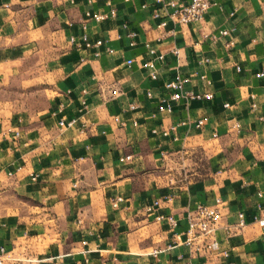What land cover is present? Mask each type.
Listing matches in <instances>:
<instances>
[{
    "label": "crops",
    "instance_id": "obj_1",
    "mask_svg": "<svg viewBox=\"0 0 264 264\" xmlns=\"http://www.w3.org/2000/svg\"><path fill=\"white\" fill-rule=\"evenodd\" d=\"M156 6L0 0L4 264H264V0H214L164 26ZM146 43L163 54L154 79ZM175 76L211 97L158 109ZM216 199L208 237L225 256L187 240V211Z\"/></svg>",
    "mask_w": 264,
    "mask_h": 264
},
{
    "label": "built area",
    "instance_id": "obj_2",
    "mask_svg": "<svg viewBox=\"0 0 264 264\" xmlns=\"http://www.w3.org/2000/svg\"><path fill=\"white\" fill-rule=\"evenodd\" d=\"M157 4L151 11V15L155 18H158L157 25L164 26L166 23V18H170L178 23H187L200 20L203 16V13L208 9V7L214 2V0H185V1H176V0H154ZM111 13L113 14V9H111ZM86 15H90L94 19L98 20L105 16L104 13H92L90 14L88 11L85 12ZM227 33L226 28L218 29L216 33L204 34V36L209 37L210 39H215L220 35H225ZM127 36L132 37L134 35L133 32L128 31L126 33ZM83 44L85 46L93 44H98L100 42L99 39H95L93 42H90L85 33H82L80 36ZM73 40V38H70ZM229 43V42H228ZM147 48V52L151 54V57L145 61V65L148 69V76L151 79L156 77V72L154 68V60H161L163 58V54L161 52H156L155 49L150 46L148 43L145 44ZM176 52V50H173ZM125 62L128 64L130 59H126ZM236 68H238L236 66ZM258 75L264 74V70H261L257 73ZM200 78H204L203 73L199 74ZM186 80V77H178L175 76L171 79H168L162 83L163 88L168 92L165 97H160V102L158 104V109L169 111L171 109V102L178 99L181 95H184L188 98H205L208 99L211 97L212 93L210 91H202V92H194L191 90H184L183 84ZM115 92V90H112ZM150 90L146 91L147 95H150ZM226 105V103H224ZM129 106H133L130 104ZM74 119L68 120L65 124L70 125ZM203 122L202 118H197L195 120V126H200ZM59 125H62V120L58 121ZM129 154H125L120 157V159H128ZM33 178L34 175H31ZM120 199V197H115L112 200V204L116 205V202ZM216 204L207 205L197 203L191 210L186 213V221H187V240H193L194 238L202 237L205 240L204 247L208 250L217 251L222 255H227V251L219 247L216 238L209 236L208 232L211 227L214 225L218 216L220 215V210L217 205L219 199L215 200ZM157 200L152 201L150 205L147 206L148 209L151 208L152 204H156ZM156 218H161V215H156ZM171 224H174V219L171 217H167ZM238 224L243 223L242 213H238ZM8 258V253L5 248L0 245V264H4Z\"/></svg>",
    "mask_w": 264,
    "mask_h": 264
}]
</instances>
